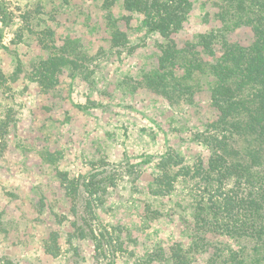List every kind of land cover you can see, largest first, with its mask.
Returning <instances> with one entry per match:
<instances>
[{
	"label": "rangeland",
	"instance_id": "374dc122",
	"mask_svg": "<svg viewBox=\"0 0 264 264\" xmlns=\"http://www.w3.org/2000/svg\"><path fill=\"white\" fill-rule=\"evenodd\" d=\"M190 3L171 34L185 62L223 5ZM225 35L242 55L254 40L249 27ZM166 43L124 0H0V264H207L213 252L264 264L263 245L221 231L193 249L198 203L233 182L217 183L206 142L219 51L197 47L207 67L194 77L178 61L191 99L169 101L145 86Z\"/></svg>",
	"mask_w": 264,
	"mask_h": 264
},
{
	"label": "trees",
	"instance_id": "16d2710c",
	"mask_svg": "<svg viewBox=\"0 0 264 264\" xmlns=\"http://www.w3.org/2000/svg\"><path fill=\"white\" fill-rule=\"evenodd\" d=\"M221 1L223 5L216 14L221 28L190 45L193 53L185 62L186 49H178L171 34L181 27L191 7L190 0H124L127 10L145 16L149 32H157L167 40L160 58L159 70L163 72H154L145 79L148 89L167 100L184 101L185 95L191 99L189 88L174 76L178 61L186 74L190 76L193 72L194 77L203 74L207 67L197 47L211 57H215V47L219 51L208 68L215 80L211 89L212 105L218 116L208 126L206 142L213 151L209 166L217 183L223 185L229 177H233V182L228 190H214L208 199L204 197L198 203L197 209L201 211L194 216L193 237L201 245L193 244L194 250L209 245L211 242L204 240V235L217 231L229 238L248 237L264 246V0ZM240 27H249L254 37L246 55L239 53L238 46L225 35L226 31ZM115 41L122 46L128 43L123 33H117ZM57 62L50 57L43 64L42 72L53 71ZM226 140L232 144L244 140L249 145L240 150ZM170 159L171 153H168L161 157V164L170 166ZM219 258L220 254L213 252L207 264H245L240 255L223 261H218Z\"/></svg>",
	"mask_w": 264,
	"mask_h": 264
}]
</instances>
